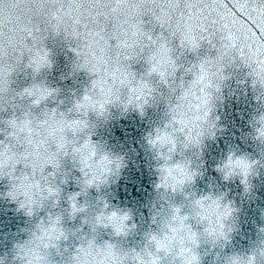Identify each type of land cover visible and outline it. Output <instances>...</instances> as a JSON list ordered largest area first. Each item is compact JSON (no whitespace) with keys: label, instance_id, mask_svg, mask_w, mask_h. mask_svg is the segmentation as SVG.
Segmentation results:
<instances>
[{"label":"snow or ice","instance_id":"1","mask_svg":"<svg viewBox=\"0 0 264 264\" xmlns=\"http://www.w3.org/2000/svg\"><path fill=\"white\" fill-rule=\"evenodd\" d=\"M233 3L237 10L248 16L258 28L259 37L251 27L240 24L231 9L220 4L219 0H0V112L5 110V104L10 105L13 110H22L19 125L15 118L0 121L12 125L13 128H19V134L14 133L6 141H0V178L5 175L6 160L11 161L9 167L13 169L17 163L23 162L24 168L31 170L30 174L20 172L19 187H14L8 195L13 200L23 196L21 207H24L25 203L47 200L51 194L50 186L56 184L61 156L68 155L67 152L57 151L63 146L57 141L65 140V137L60 135L66 131L65 125L71 127L65 119V113H57L56 109H52L50 112H43L42 119L37 118L30 107L23 106L24 96L35 91V86L16 93L7 87L9 74L19 69L25 57L29 60V66H32L31 57L34 50L44 45L49 33L63 35L66 41L75 43L73 50L84 61V70L92 76L91 85L86 89L83 99L89 100V94L99 96L101 108L105 102L112 103L114 97L121 94L131 102V97L127 96L129 89L124 87L125 84L133 85L131 91L134 94L142 93L143 88L135 87L136 74L131 71L129 62L138 61L146 52L155 53L151 57L153 65H171L172 71L175 72L177 63L172 55L174 49L170 47L173 40L179 42L182 50L192 52H196L201 44L206 42L216 49L218 54L214 61L205 57L199 63L193 64L185 69L184 75L193 76V73H197L202 77L208 70L209 63L215 65V72L216 69L222 71L225 63L231 65L239 59L247 68L258 67L262 76L261 83L264 84V0H245V3L233 0ZM218 5L226 8L225 14L216 10ZM246 9L250 10L245 11ZM253 12L257 14L255 17L252 16ZM145 17L149 18L150 26L147 30ZM228 19H231L232 26L239 27H230L225 22ZM217 24H220L219 28ZM157 25L167 32V38L163 32L153 37L152 33ZM216 74L219 75L218 72ZM163 83H167L172 94H175L177 88L180 89L176 102L169 104V108H173V105H176V108L168 115L181 124L187 120L188 126L183 128L185 136L189 140L195 137L193 142L199 143L202 132L198 131V126L201 116L205 114L201 112L199 105L201 101L208 103L207 97L202 94L205 81L201 78L199 83H196L192 79L185 86L183 77L177 84L173 76L171 83L169 80ZM211 87L212 85L208 84V88ZM215 90L219 91V87ZM147 91L151 92L152 89ZM76 107L80 108L81 105L77 103ZM74 122L79 123L78 120ZM53 125H56L53 138L48 139L45 130ZM25 127L28 128L27 132L24 131ZM4 135L7 136V133ZM184 143L186 144V141ZM41 144L45 146L41 147ZM49 167L52 171L45 174ZM8 175L13 173L8 172ZM244 175L243 182L247 185V173ZM176 190L173 186L170 192L175 193ZM56 191L58 195L59 189ZM86 194L87 192L83 193ZM162 199L166 197L162 196ZM58 203L59 199L54 198L52 206L56 207ZM71 207L72 218H75L78 205L73 203ZM169 212L175 214L177 227L171 231L176 235L166 236L163 246L157 242L155 252H144L146 259L134 256L132 264H192L191 259H178L176 250L180 249L179 255L183 256L185 248L191 251L189 245L198 246L190 221H195L200 226L202 219H209L210 214L205 211L202 200L194 203L189 200L186 205L181 204L180 207L169 204L168 211L162 213L165 220ZM211 218L215 222V217ZM103 219L106 218L95 216L91 220L85 219L84 223H91L95 233L98 226L108 227L107 223H99ZM217 227L222 229L223 225L217 224ZM208 231L211 229H206L205 234ZM261 231L264 232V229ZM60 234L63 235V232ZM156 239L154 236L153 240ZM169 240L171 246L168 244ZM27 243L31 244L32 241ZM57 251L59 252V249ZM76 253L77 256L72 257L68 264H116L114 258L117 245L104 243L98 246L93 237L84 240L76 249ZM36 259L39 264L41 257L37 256ZM244 264H264V248L256 250Z\"/></svg>","mask_w":264,"mask_h":264},{"label":"water","instance_id":"2","mask_svg":"<svg viewBox=\"0 0 264 264\" xmlns=\"http://www.w3.org/2000/svg\"><path fill=\"white\" fill-rule=\"evenodd\" d=\"M219 3L226 5L227 9H231L236 20L244 26L251 27L259 37L258 28L252 24L248 16L237 10L233 0H219ZM240 3H245V0H240ZM216 10L221 14L226 13V8L219 5ZM256 15V13H252L253 17ZM148 19L145 17L146 30L150 26ZM225 22L230 27H239V25L232 26L231 19ZM219 27L220 24H217V28ZM162 32L167 38V32L157 25L152 33L153 37ZM44 46L52 53L53 68L50 72L48 70L42 72L40 76L36 77V80H45L52 88L58 86L63 89V85H65L68 92L65 91L63 97L68 100L67 104L70 105L68 109H70L74 99H79L90 87L92 76L85 71H74L76 54L72 49L76 45L74 42L66 41L63 35L53 36L49 33ZM170 47L174 49L172 55L179 66V71L175 74V81L179 84L183 77L185 86L193 78L191 74L184 75L185 69L199 63L205 57L214 58L217 55L216 49L211 48L206 42L202 43L196 52L182 50L176 40L172 41ZM231 54L229 51V55ZM26 63L27 57L13 74L14 83L10 86L13 93L22 91L32 83V72L31 69H25ZM129 63L131 71L136 74L138 79L141 78L146 70L143 58ZM253 63H255V58ZM69 69L71 75H69ZM250 71L251 69L245 67L239 59L224 69L223 74L226 78L220 83V90L213 93L215 109L212 118L214 120L219 118L217 128L213 130L216 135L214 140H205L202 151L193 149L184 153V157L193 161V167L199 173L194 183L185 188L184 193H163L155 190L157 162L154 153L149 151L145 141L147 133L151 132L154 127L163 126V123L169 119V104L176 102V96L180 94L179 88L176 89L175 94H172L168 87L158 82V78L154 79L152 81L153 87L156 89L153 94L154 99L151 101V106L145 109L143 116L131 108L127 112L123 110L118 114L119 108L111 106L106 118H97L94 113H89V133L93 142L98 143L105 151L121 158L123 167L111 177L108 187L101 189L100 192L91 190L79 199L81 203L86 202L90 205H94L97 200L102 199L110 203L113 208L130 211L133 215L132 222L137 225V228L128 237L115 238L110 229L98 228L94 233L91 225L84 223L82 216H77L75 219L69 217L67 197L73 192L79 191L76 182L80 173L73 168L72 162L68 158L62 162V173L55 178L57 184H60L61 177L68 181L67 185L60 184L63 198L59 200L58 206L55 208L52 207L51 202H48L32 218H28L24 211L19 210L22 198H17L13 203L11 198L6 195L11 189L9 179L6 176L0 178V264H19L14 245L27 240L34 225L40 222L41 218L46 220L48 214H61L63 225L69 231V239L62 241L59 252L55 250L52 252L55 264H68L71 256L83 241L93 237H95L96 244L100 246L108 242L116 244L125 251L140 250L144 247L146 234L159 230L162 213L168 211V205H186L185 194L188 193L192 194V198H198L208 193L223 194L226 196V200L231 201L233 206L238 209L233 218L235 230L230 237V243L224 246L223 250L217 246L209 252V245L203 243L202 240L198 248L202 257L201 264H225L226 257L231 254L247 255L250 251L257 250L260 240L264 239V233L260 231L261 228H264V144L252 139V129L249 125L260 111H264V105L256 99L257 96L264 95V92L258 87L251 86V77L248 75ZM68 75L69 79H67ZM171 81L170 78L169 83ZM59 102V99L56 98L55 102L49 101L40 108L30 110L37 118L42 119L45 109L50 111L51 106L58 105ZM23 106L24 108L29 107L26 101L23 102ZM66 110L65 108L66 114L72 118L74 114L70 115ZM15 111L17 116L22 115L21 109L17 108ZM12 115L13 109L10 105L5 104V110L0 112V121L8 119ZM112 115L113 118H111ZM5 128V124L0 123V141H6ZM228 151H235L237 155H249L250 159L259 161L255 175L251 179L252 187L248 192L244 191L239 180L225 183L215 170L217 163L224 158ZM22 171L30 174L31 170L25 169L21 164L17 166L14 175H19ZM51 171L52 169L49 167L45 170V174ZM162 196H165L166 199H162ZM154 219L155 222H153ZM190 223L193 230L202 231V227L194 221H190Z\"/></svg>","mask_w":264,"mask_h":264},{"label":"clouds","instance_id":"3","mask_svg":"<svg viewBox=\"0 0 264 264\" xmlns=\"http://www.w3.org/2000/svg\"><path fill=\"white\" fill-rule=\"evenodd\" d=\"M53 36L59 35L53 33ZM188 51L192 52L191 50ZM154 55V52L145 53L143 61L146 65V70L141 78L138 79L136 77L135 87L143 88L142 93L138 95L134 94L131 91L133 85L125 84L124 87L129 89L127 96L131 97V102H129V100L121 94L115 96L112 103L105 102L103 108H101V98L99 96L89 94V100L85 101L83 97L86 93H84L79 99H74L73 105L69 109V113L74 114L73 117L69 119L68 115L65 114V119L68 120L71 125L70 128L68 125H65L66 131L60 134L65 137V140L57 141L58 144L62 143L63 145L58 148L57 151L68 153L67 156H61V167L58 174H61L63 171L62 162L65 158H68L72 162L73 168L80 173L76 182L79 191H75L67 197L69 217L71 219H75L77 216H82L83 220H91L95 216H103L106 219H103L99 223L101 225L103 223H107L108 227L103 228L102 226H98V228L106 230L110 229L115 238L128 237L133 231H135L137 225L132 222V213L123 209L113 208L110 203L102 199L97 200L94 205H90L86 202L81 203L79 199L83 196L84 192L88 193L91 190L100 192L101 189L108 187L111 177L118 173L123 167V160L121 158L113 155L109 151H105L98 143L93 142L91 134L89 133L88 116L89 113H94L97 118H106L109 113L110 106L121 108L124 112H127L131 108L136 113L143 116L145 109L151 106V101L154 99L153 94L156 92L152 81L158 78V82L160 84L168 87L167 83H163V81H168L170 78L172 79L177 71H179L178 65L176 66L175 72L172 71L171 65H153L151 57ZM51 56V51L43 45L38 50H34L31 57L32 66H29V60H27V63L24 65L25 69H31L32 83L20 92H24L25 89H32L33 86H35V91L31 92V94L25 95L23 98V102L26 101L31 109L40 108L49 101L55 102L57 96L59 95L58 89L48 86L45 80H36V77L40 76L45 70H48L49 72L52 70L53 62L51 60ZM216 56L214 58L209 56L208 58L210 61H214ZM76 57V62L73 65L74 71H85L83 67L84 61L80 56L76 55ZM228 66L229 64L225 63L222 66V71L220 69H216L214 72L213 69L215 68V65L213 63H209L208 70L202 77H200L197 73H193L192 79L196 81V83H199L201 78L205 81V89L202 94L205 95L208 100L207 104L201 101L199 105L201 112L205 113L201 116L200 124L198 126V131L202 132V135L199 137V143L193 142L195 137L189 140L185 136L183 128L188 126L187 120L181 124L170 115L169 119L163 123V126L154 127L151 132L145 135V141L149 151L154 153V158L157 162L155 167V171L157 173V183L155 185L156 191L169 193L170 189L174 186L177 189L175 193L180 194L184 193L185 188L194 183L199 173L197 169L193 167V161L190 158H185L184 153L193 149L202 151L205 146V140H214L216 133L213 130L217 128V121L219 118L217 117L215 120L212 118V114L215 109V105L213 103L215 97L213 93L217 92L215 90L216 87H219L220 90V83H222L226 78L223 72ZM16 71L9 74V83L7 85L9 89L11 84L14 83L12 77ZM85 72L91 76L90 72ZM217 72L219 75L216 74ZM248 75L251 77V86L253 88L258 87L262 90V92H264V84L261 83L262 76L259 68L257 67L251 69ZM208 84H211L212 87L208 88ZM149 88L152 89L151 92L147 91ZM120 92H123L122 88L120 89ZM256 99L264 105V95H259ZM77 103L81 105L80 108L76 107ZM174 108H176V105H173V108H168V113H171ZM55 109L57 110V113H60L58 108ZM176 110L177 112L179 111V109ZM45 111L50 112L47 109H45ZM82 113L86 114L82 115ZM20 117L21 116H17L16 111L13 110V115L4 121H9L15 118L17 124L19 125ZM75 120H78L79 123H75ZM4 124L6 126L4 132L7 133V136H5L6 139L11 137L14 133L19 134L18 127L13 128L10 124ZM55 127L56 125H53L45 130L46 137L48 139L53 138ZM249 127L252 129V139L264 144V111H260L259 115L254 117V120L250 123ZM7 129H10V131H7ZM24 131L27 132L28 128L25 127ZM184 141H186V144ZM44 146V144H41V147ZM10 163L11 161L6 160V171L4 175L9 179L11 184V189L6 193L8 197H10L8 194L14 190V187H19L20 177L19 175L14 174L16 173L17 166L21 164L23 165V162L17 163L13 169L9 167ZM258 164L259 161L257 159H250L249 155H237L235 151H228L224 158L217 163L215 170L222 177L225 183L232 182L233 180H239L240 184L244 187V191L248 192L252 187L251 179L255 175V170L257 169ZM8 172H12L13 175L9 176ZM245 173H247V185L243 182L245 179ZM65 180V178L61 177L60 184L67 185L68 181L66 180L67 182L65 183ZM189 181L193 182L189 183ZM60 184L56 183L55 186H50L51 194L47 200L39 203H25L24 207L19 205V210L24 211V214L28 218H32L35 214L41 211L48 202H51L52 205L54 203V198L61 200L63 198V190ZM57 188L59 189L58 195L56 191ZM18 198H22L23 200V196ZM185 198L187 201L190 200L193 203L197 200H202L203 207L205 208V211L210 214V218L202 219L200 225L202 227L201 232L193 230L196 233V243L198 246L193 247L189 245L188 247L191 248V251H188V249L185 248L183 256L179 255L180 249H177L176 251L178 259L181 261L188 258L191 259L192 264H201L202 257L198 248L200 247L202 240L203 243L209 245V252L217 246L223 250L224 246L230 243V237L235 230L233 218L237 214L238 209L233 206L231 201H227L226 196L223 194L213 195L212 193H208L207 195H203L198 198H192V194L188 193L185 194ZM11 200L13 203L16 201L12 198ZM73 203L78 205L75 218H72L73 210L71 206ZM171 205L174 207L181 206V204ZM79 209H83V211H80ZM58 217L59 220H57ZM211 217H215V222ZM217 224H222L223 228H218ZM89 225H91V223H89ZM174 227H177L175 214L169 212L166 220L162 217L159 230L157 232H150L146 234L144 238V247L142 249H129L125 251L117 246L116 257L114 258L116 264H132L134 256H139L140 259H146L144 252H155L157 242L163 246L166 236L171 237L176 235L175 232L171 231ZM206 229H211V231H208L205 234ZM61 231L63 232V235L60 234ZM261 233L264 232L261 231ZM154 236L157 238L156 240H153ZM68 239L69 231L63 225V216L61 214H48L46 220L41 218L40 222L34 225L27 240L23 243L14 245V248L16 249L15 255L19 264H29L30 261L31 264H37V256L41 257L39 264H55V261L52 258L53 250L57 251V249H60L62 241H66ZM28 241H32V243L29 244L27 243ZM168 244L171 246V240L168 241ZM45 245H47V247H45ZM84 246L86 247V244ZM261 248H264V239H261L259 242L258 249ZM255 251L256 250H252L247 255L241 253L231 254L226 257L225 264H244V261L248 257H251ZM125 253L127 255H125ZM80 255L82 256L83 254ZM75 256H77L76 250L71 258Z\"/></svg>","mask_w":264,"mask_h":264}]
</instances>
